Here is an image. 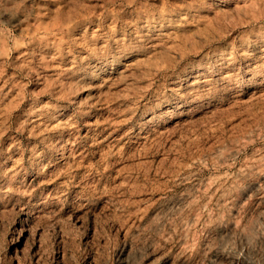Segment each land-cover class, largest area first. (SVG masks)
Here are the masks:
<instances>
[{
	"label": "rangeland",
	"instance_id": "rangeland-1",
	"mask_svg": "<svg viewBox=\"0 0 264 264\" xmlns=\"http://www.w3.org/2000/svg\"><path fill=\"white\" fill-rule=\"evenodd\" d=\"M0 264H264V0H0Z\"/></svg>",
	"mask_w": 264,
	"mask_h": 264
}]
</instances>
